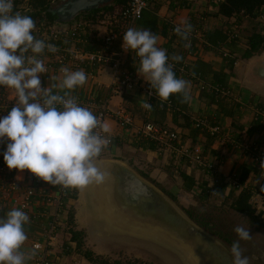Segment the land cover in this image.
Segmentation results:
<instances>
[{"label": "crops", "instance_id": "obj_1", "mask_svg": "<svg viewBox=\"0 0 264 264\" xmlns=\"http://www.w3.org/2000/svg\"><path fill=\"white\" fill-rule=\"evenodd\" d=\"M221 1L152 0L133 27L146 28L155 33L158 36L157 46L165 49L169 58L179 55L182 59L175 63L180 65L190 59L185 56L183 39L172 35L169 30L183 20L196 23V17L201 15L203 24L200 25L207 46H199L193 41L194 57L186 72L199 74V81L206 86L220 84L230 92L229 101L221 103L220 109L211 102V94L207 89H199L197 82L176 73L177 78L189 82V99L182 102L183 94H171L168 99L176 109L171 115L165 114L155 105L151 111H144L141 108L143 94L139 88L123 90L118 94L110 93L113 72L105 65L94 69L85 68L84 72L89 73L87 82L71 91L80 106L90 109L93 114L99 105H104L109 113L120 107L131 116V124L125 128L118 127L112 117L105 118L103 123L109 127L106 134L112 138V144L94 162L107 174L106 179L100 184L93 182L78 188L70 207L73 225L69 229L82 233V246L92 254L109 256L114 249L111 244H115L111 240L116 239L119 240L116 244H154L167 259L177 264H202L196 258L191 261L188 255L177 249L174 244L180 241L191 250L195 246H207L203 254L197 253L204 257L209 254L208 259H213L215 264H232L233 257L223 240L199 229L189 220L200 235L181 236L177 219V204L183 208L195 206L198 198L204 200V210L210 215L240 217L221 204L225 199L227 203L231 202V191L234 197L238 193L226 184V178L245 169L248 171L245 183L256 187L257 181L264 175V169L244 154L243 149L251 151L257 147L264 159V129L260 134L248 132L256 117H260L264 125V52L246 60L241 58L245 36L264 26V12L255 19L245 16L222 18L215 15ZM93 29L97 30V40L92 41L94 47L91 49L94 50L104 31L97 26ZM232 32H236L238 40L226 42V35ZM111 51H118L117 41ZM136 57L134 51L121 55L117 73L136 79L138 84L144 83L145 77L137 72L139 62ZM62 79L63 75H55L51 71L45 79L40 80L41 87L47 88ZM57 91L53 89V94ZM197 117H205L208 122L215 120L225 138L234 136V140L224 145L208 141L192 126V120ZM145 122L163 124L179 134V141L170 146L157 145L140 137L139 130ZM232 125L239 130H233ZM193 150H198L205 162L210 164L212 171L209 175H203L198 166L188 163L187 158ZM254 170L258 172L254 173ZM188 184H191L189 188ZM203 189L213 192L214 196L206 194L203 198ZM168 196H172L173 200ZM66 217L67 214L63 216L64 219ZM182 217L187 219L185 214ZM23 227L27 240L21 251L26 257H31L26 259L25 264H37L35 259L40 251L31 249L34 242L39 243L49 264H89L77 254L74 243L69 241L68 227L60 228L55 241L48 246L44 244L38 223L29 220ZM102 236L105 241L97 243L96 238ZM121 248L132 253L135 247ZM134 257L143 260L138 255Z\"/></svg>", "mask_w": 264, "mask_h": 264}, {"label": "clouds", "instance_id": "obj_2", "mask_svg": "<svg viewBox=\"0 0 264 264\" xmlns=\"http://www.w3.org/2000/svg\"><path fill=\"white\" fill-rule=\"evenodd\" d=\"M13 8V0H0V86L13 89L16 97L8 114L0 118V139L9 141L3 153L6 166L28 170L48 184L65 188L103 183L107 174L94 161L110 143L100 134L108 133L109 127L71 95L72 90L87 82V74L64 67L59 83L42 88L38 74L47 73V68L38 57L45 49L52 53L58 49L37 39L32 17L13 12ZM174 31L187 41L192 25L183 20ZM122 39V47L139 57L138 74H143L161 101H167L171 94H183L182 102L189 99V82L176 77L166 50L157 46L155 33L146 28H128ZM171 59L179 62L182 58L173 55ZM53 89L59 91L53 94ZM142 107L152 110L147 102ZM260 168L264 169V159ZM262 180L264 175L257 183ZM260 191H264V183ZM28 222L29 216L17 208L0 218V264H25L31 258L21 251L27 240L23 226ZM234 232L239 240L251 238L244 227L237 226ZM230 251L232 264H249V258L242 256L239 241L232 243Z\"/></svg>", "mask_w": 264, "mask_h": 264}, {"label": "built area", "instance_id": "obj_3", "mask_svg": "<svg viewBox=\"0 0 264 264\" xmlns=\"http://www.w3.org/2000/svg\"><path fill=\"white\" fill-rule=\"evenodd\" d=\"M58 1L60 2V0ZM151 1L128 0L122 6H114L110 9L100 10L88 19L77 18V16L74 20L65 24L57 21L50 23L43 13L37 15V11L32 7L30 0H13V12H20L21 14L31 16L36 24L33 35L37 39L44 40L46 43L54 44L58 49L55 53L45 49L44 53L38 57L44 61L45 67L47 68V73L38 74L40 80L45 79L51 71H54L55 75L62 76L63 73L60 70L64 67H67L71 71H85V68L94 69L105 65L113 72L109 87L110 93L118 94L123 90L139 88L143 94L141 108L144 111H149L142 107L143 103L147 102L152 106L155 105L159 110H163L165 114L171 115L176 111L175 107L170 100L161 101L155 94V90L151 89L149 82L146 81L138 84L136 79H129L117 73L120 56L132 52V50H125L122 47V36L128 28L134 27L135 23L140 19L142 12L148 7ZM53 4L54 2L49 3L48 11H50ZM196 20V23H190L192 25V31L189 34L188 40H183L185 56L190 60L183 61L178 65L169 58L168 63L172 64L174 73L184 75L197 82L199 89H207L210 94H214L219 99H230L231 94L226 88L217 85L206 86L199 81V74L186 72L191 58L194 57V43L202 47L207 46L201 30L203 17L198 15ZM94 26L101 28L104 32L98 40V47L93 50L91 49L94 47L92 41L97 40V30L93 29ZM175 28H171L169 31L172 35L178 36L174 31ZM236 38V32L229 33L226 35V42L230 43L236 40ZM116 41L118 42V51L113 53L111 47ZM186 43L190 46L185 47ZM136 61L139 62V57H136ZM87 74L89 75V73ZM15 99L13 89L0 86V118L8 114L11 107L15 104ZM78 103L80 105L79 101ZM94 115L102 123L105 118L112 117L115 124L120 128L128 127L131 124V116L120 107L115 112L109 113L106 111L104 105H99ZM192 125L194 128L204 130L210 136H215L216 143L224 145L226 136L218 126L209 125L205 117L193 119ZM97 131L100 130L98 129ZM100 134L110 139L107 147L111 146L112 138L102 131ZM139 135L157 145L167 146L177 143L180 139L177 132L168 130L152 122L143 123L139 130ZM8 142L6 139H0V210H2L4 216L13 208L24 211L29 216L30 221L39 224L41 236L45 240L44 244L48 246L55 241V236L59 232L58 230L60 228H66V219L63 216H66L67 211L72 205L73 199L70 196L75 194V189L48 184L35 177L28 170L21 172L17 169H8L3 159V153L6 150ZM253 160L257 161L256 158ZM187 161L198 167L211 169L210 164L205 162L198 150H193L189 153ZM226 182L232 185L235 184L232 176L227 177ZM259 208L263 210L264 215V202L259 204ZM31 249L34 252L40 251L35 259L37 264H47L43 256L44 251L41 252L42 249L39 243H32Z\"/></svg>", "mask_w": 264, "mask_h": 264}, {"label": "trees", "instance_id": "obj_4", "mask_svg": "<svg viewBox=\"0 0 264 264\" xmlns=\"http://www.w3.org/2000/svg\"><path fill=\"white\" fill-rule=\"evenodd\" d=\"M32 7L37 11V15L39 13H43L44 16L49 20L50 23L55 22V15L52 14L49 9V3L50 2H56L58 0H30ZM128 0H114L112 2V5H106L102 8L92 10L89 13L80 14L77 18L81 17L84 19H88L94 14H96L100 10H106L110 9L114 6H122L124 5ZM261 12H264V0H222L217 5V10L215 12L216 16L222 17V18H230V17H238V16H245L249 19H255L257 15ZM142 15V14H141ZM142 17V16H141ZM208 41H212L211 38H207ZM238 40V37H237ZM214 41V40H213ZM235 41V40H234ZM243 50L241 54L242 59H249L253 56H258L261 53L264 52V26L260 28V30H254L250 32L247 36L244 38L243 42ZM217 86H221L220 84H215ZM211 102L213 104L219 106V109L221 108V103H224L227 100L226 98H217L214 96V94H211L210 96ZM170 100V99H168ZM171 101V100H170ZM172 103V102H171ZM174 106V105H173ZM175 107V106H174ZM164 112L163 110H161ZM209 125H217V122L215 120H212V122H208ZM157 124V123H156ZM163 128H166L168 130H171L170 128H167L163 124H159ZM193 126V125H192ZM219 127V126H218ZM194 128V127H193ZM233 130L238 131L239 128L235 125H232ZM264 129V125L262 124L260 117H256L255 120L251 123L248 132L249 133H256L260 134L262 133ZM196 132L200 135H204L206 139L210 142H216L215 136H210L207 132L204 130H200L198 128H195ZM172 131V130H171ZM234 140V136H230L226 139L224 144L231 143ZM254 151H247L246 149L244 154L249 155L251 159L256 158L259 166L260 162L263 159V154L261 151L258 150L257 147H253ZM201 155V154H200ZM202 157V156H201ZM200 170L203 172V175H209V173L212 171V168L206 169L199 167ZM258 172L257 170H254V173ZM248 171L245 169H241L238 174L232 175V178L235 182V184H228L230 187L233 188L234 191H238L237 195L234 197L233 193H229V198L231 199L230 203H227V199H225L221 204L222 206H225L227 209L232 210L234 213L239 215L244 221L248 228L253 229L254 231H259L264 228V215L263 210L259 208V204L264 202V191H260V184L264 183V180L260 181L257 186H252V184L245 183V179L247 177ZM261 180V179H260ZM226 181V180H225ZM191 184H188L187 187L189 188ZM75 193L78 188H74ZM206 190H202L201 195L203 198L206 197V194L209 196H214L213 192H205ZM73 200L75 199V194L70 196ZM171 200H173V197L168 196ZM202 198H198L197 205L199 207H203L202 204ZM185 216L199 229L206 231L211 236L216 237L217 239L226 241V238L217 230H214L215 224H212V222L204 221L201 219V216H198V214H193L190 210V207L187 209H183ZM3 212L0 210V218H3ZM66 225L68 227L67 233L69 235V241L74 243L75 251L89 263V264H151L149 262L141 261L138 259H108L105 257H98L94 256L91 252L82 250V238L83 235L81 232L73 231L72 229H69L73 225V212L71 209L67 212L66 217ZM45 259V258H44ZM46 263L47 260L45 259Z\"/></svg>", "mask_w": 264, "mask_h": 264}, {"label": "rangeland", "instance_id": "obj_5", "mask_svg": "<svg viewBox=\"0 0 264 264\" xmlns=\"http://www.w3.org/2000/svg\"><path fill=\"white\" fill-rule=\"evenodd\" d=\"M64 2L67 0H63ZM114 0H111L107 3H104L103 5H99L98 7L106 6V5H112V2ZM61 2L56 1L54 2L52 8H56ZM80 15V14H79ZM193 163H190V165ZM176 204V202H174ZM179 214L184 216L183 209H187L190 207L191 212L194 214H198V216H201L200 218L204 221L212 222V224H215L214 230L219 231L225 238L226 241V247L231 253V245L234 241H239L240 248L242 250V256H246L249 258V264H264V229L259 230L257 233H254L253 231L249 230L245 224V221L241 219L240 217L232 216V217H218L213 216L205 212V207H199L197 204L195 206H189L186 208H183L181 204H177ZM72 210V209H71ZM188 219V218H187ZM189 220V219H188ZM190 221V220H189ZM191 222V221H190ZM192 223V222H191ZM240 226L244 227L245 229L249 230V234L251 235V238L249 240H239V237L234 232V228ZM67 227V225H66ZM103 237V236H102ZM97 237V243L102 244L105 241V238L103 237ZM110 239V238H109ZM111 242H114L115 244H111L114 246L113 252L110 253L109 256H98V257H105L108 259H137V257H134V255H138L142 257V259L145 262H150L151 264H177L175 261H171L170 259H167L158 249L157 247H154V244H116L119 242V240L112 239ZM134 246L132 253H129L127 250L124 251L121 247H125L129 249L128 247ZM119 248V249H118ZM82 250L87 251V249H84L82 246ZM79 254V253H77ZM126 254V255H125ZM81 255V254H79ZM94 255V254H93ZM96 256V255H94ZM251 256H254L256 259H253ZM82 257V256H81ZM83 258V257H82ZM139 260V258H138ZM141 260V261H143ZM174 260V258L172 259ZM179 264V263H178Z\"/></svg>", "mask_w": 264, "mask_h": 264}, {"label": "water", "instance_id": "obj_6", "mask_svg": "<svg viewBox=\"0 0 264 264\" xmlns=\"http://www.w3.org/2000/svg\"><path fill=\"white\" fill-rule=\"evenodd\" d=\"M109 1L111 0H67L65 2L63 0H60L61 3L56 6V8H51L50 12L55 15V20L57 22L65 24L74 20L79 14L89 13L92 10L101 8L98 6L101 4L103 5L104 3H107ZM177 217L178 231L181 236L200 235V232L190 224L188 219H184L181 214H179ZM174 245L177 247L178 250H181L183 253L188 255L191 261L196 258V260L202 262V264H215L213 259H208L209 254H205L204 257L197 253L204 252V250L207 249V246L205 245L192 247V250L190 247L187 248V246L182 244L180 241L178 242V244Z\"/></svg>", "mask_w": 264, "mask_h": 264}]
</instances>
